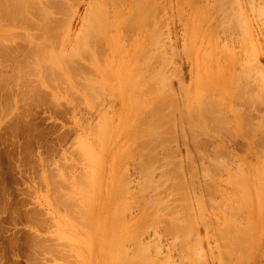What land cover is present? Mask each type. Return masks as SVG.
<instances>
[{"label": "rangeland", "instance_id": "obj_1", "mask_svg": "<svg viewBox=\"0 0 264 264\" xmlns=\"http://www.w3.org/2000/svg\"><path fill=\"white\" fill-rule=\"evenodd\" d=\"M31 1L0 0V264H127L142 247L154 264H264V0H156L158 30L140 0ZM93 5L117 45L72 50ZM205 90L221 122L183 116ZM112 217L119 234L99 236Z\"/></svg>", "mask_w": 264, "mask_h": 264}, {"label": "bare ground", "instance_id": "obj_2", "mask_svg": "<svg viewBox=\"0 0 264 264\" xmlns=\"http://www.w3.org/2000/svg\"><path fill=\"white\" fill-rule=\"evenodd\" d=\"M11 1H13V0H11ZM17 1H18V0H16V2H17ZM51 1H52V0H51ZM95 1H96V4H98V3H97L98 0H95ZM132 1H133V0H132ZM135 1H136V0H135ZM223 1H224V0H223ZM225 1H226V0H225ZM227 1H228V0H227ZM229 1H230V4H229L230 7H228V8H232V9H234L236 12H237V11H238V12H241V11H240V8H244V7H243V4H241V3L239 2V0H229ZM240 1L242 2V0H240ZM261 1H263V0H261ZM4 2H5V0H4ZM19 2H20V4H21V0H19ZM23 2H24V1H23ZM30 2H32V1L30 0ZM46 2H47V1H46ZM98 2H99V1H98ZM123 2H124V1H123ZM140 2H141L140 9H141V12H142V13H141V12H140V13L143 14L144 18L147 17V19H152V20H153V21H152V25L156 26L155 29L158 30V29H159V26H160L161 24H163V22H161V21L159 20V18L157 19V15H156V12L159 11V10H158V8L160 7V6H159V3H158V5H157V4H156V3H157L156 0H140ZM152 2H153L154 5H153V8L150 9V7H151L150 4H152ZM215 2L217 3V1H215ZM247 2L251 3L249 6H250V8H251V10H252V9H253V8H252V7H253V6H252V4H253V3H252V0H247L246 3H247ZM254 2H255V1H254ZM1 3H3V0H2ZM9 3H10V1L8 2V5H9ZM12 3H13V2H12ZM12 3H11V4H12ZM44 3H45V2H44ZM47 3H49V5H50V2H47ZM135 3H136V2H135ZM212 3H214V1H213ZM216 3H215V4H216ZM227 3H228V2H227ZM3 4H4V3H3ZM3 4H2V7L0 6L1 8H3V6H4ZM5 4H6V3H5ZM34 4L36 5V2H35ZM133 4H134V3H133ZM223 4H224V3H223ZM14 5H15V2H14ZM17 5H18V2H17ZM26 5H28V4H26ZM37 5H38V4H37ZM49 5H48V6H49ZM53 5H54V4H53ZM53 5H50V6H53ZM56 5L58 6V4H56ZM63 5H64V4H63ZM63 5H62V6H63ZM221 5H222V4H221ZM12 6H13V4H12ZM23 6H24V4L22 5V7H23ZM32 6H33V4L31 5V7H32ZM62 6L59 5V7H62ZM64 6H65V5H64ZM88 6H89V5H88ZM212 6H215V5H212ZM225 6H226V5H225ZM225 6H224V7H225ZM251 6H252V7H251ZM4 7H5V10H6V8H7L8 6H7V7L4 6ZM25 7H27V6H25ZM25 7H23V8L26 10ZM65 7H66V6H65ZM95 7H97V6H95ZM95 7H94V5H93L91 8H89V9H90V10H88L89 12L86 11V12H87V13H86V16L84 15L85 17H83V18H84V21H83V24H84V25L81 23V24L83 25V31L79 30L81 33L79 32V33H80L79 35H75V36H74V37H75V38H73L74 41H72V46H73L74 48H72V50H73V49H77V50H78V49H82L85 45H90V46H91V44H94V45L96 44V45H97V44H98V43H97V42H98L97 40H101V42H102V41H106V40H108V41L111 42L113 45H117V40H116L114 37L109 36L107 33H105V34L101 33V28L103 27V26H101V24H102L105 20H104L103 22H100V23H99V18L101 17L100 20L105 19V18H102V14H103L102 11H100L102 14H101L100 12L98 13V11H97V13H96V9H95ZM117 7H118V6H117ZM135 7H136V5H135ZM138 7H139V5H138ZM8 8H10V7H8ZM38 8H39V7H38ZM57 8H58V7H57ZM103 8H104V7H103ZM160 8H161V7H160ZM213 8H214V7H213ZM222 8H223V7H222ZM257 8L259 9V8H261V6H260V7H257ZM27 9L29 10L28 7H27ZM34 9H35V8H34ZM34 9H33V10H34ZM133 9H135V8H133ZM232 9H231V10H232ZM263 9H264V7H263L262 9H259L260 11L257 10V9H256V10L259 12V14H261L262 11H263ZM12 10L15 11V8H13ZM30 10H31V8H30ZM30 10L28 11L29 14H30V12L33 13V11H30ZM261 10H262V11H261ZM8 11H9V10H8ZM8 11H7V12H8ZM17 11H19V9H17L16 12H17ZM42 11H44V10H42ZM232 11H233V10H232ZM253 11H255V9H254ZM25 12H26V11H25ZM25 12H23V13H25ZM49 12H50V11H49ZM136 12H137V11H136ZM242 12H243V11H242ZM255 12H256V11H255ZM1 13H3V12H0V14H1ZM5 13H6V12H5ZM10 13H11V10H10ZM10 13H9V14H10ZM13 13H15V12H13ZM19 13L21 14V12H18V14H19ZM23 13H22V15L24 16ZM42 13H43V12H42ZM45 13L48 14V12L44 11V15H45ZM107 13H108V12H107ZM107 13H106V14H107ZM227 13H228V12H227ZM232 13H233V12H232ZM245 13H246V12H245ZM251 13H252V12H251ZM49 14H50V13H49ZM104 14H105V12H104ZM104 14H103V15H104ZM141 14H140V15H141ZM239 14H240V16H239V18H238L237 20L240 22V23H239V24H240V27H242V25H244V28L242 27V29H243V30L245 29V31H244V32L246 33L245 35L248 34L249 36L247 35V37H248L247 39H249V37L252 36V31H251V28H250L249 24L246 22L247 19H248V17L246 16L247 19L245 18V19H246V21H245L244 19H240V18H243V16L241 15L242 13H239ZM3 15H4V14H2V16H3ZM14 15H15V14H14ZM22 15H20V16H22ZM31 15H34V14H31ZM39 15H40V13H39ZM11 16H12V15H11ZM16 16H18V15H16ZM20 16H19V18H20ZM47 16H48V15H47ZM49 16H50V15H49ZM99 16H100V17H99ZM107 16H108V14H107ZM141 16H142V15H141ZM143 16H142V19H144ZM241 16H242V17H241ZM9 17H10V16H8V17L5 16L4 18H9ZM25 17H26V16H25ZM25 17H24V18H25ZM40 17H41V16H40ZM42 17H44V16L42 15ZM45 17H46V16H45ZM104 17H106V15H105ZM131 17H132V16H131ZM236 17H238V16H236ZM12 18H13V17H12ZM21 18H23V17H21ZM31 18H32V17L30 16V20H31ZM83 18H81V19L83 20ZM134 18H135V16H134ZM0 19H1V17H0ZM10 19H11V18H10ZM16 19H18V17H17ZM26 19H28V18H26ZM26 19H24V20H26ZM32 19H33V18H32ZM41 19H42V18H41ZM51 19H52V18H51ZM108 19H109V18H107V20H108ZM147 19H145V20H147ZM6 20H8V19H6ZM13 20H15V19H13ZM28 20H29V19H28ZM55 20H56V19H54V21H55ZM129 20H132V18H130ZM133 20H135V19H133ZM42 21H46V20H44V18H43ZM48 21H49V20H48ZM172 21H173V20H172ZM224 21H225V20H224ZM227 21H228V20H227ZM241 21H242V22L244 21V22L241 23ZM248 21H249V20H248ZM3 22H4V21H3ZM12 22H14V21H12ZM24 22H28V21H24ZM50 22H52V20H51ZM106 22H107V21H106ZM106 22H105V23H106ZM110 22H111V21H110ZM131 22H132V21H131ZM140 22L142 23V21H140ZM164 22H166V20H165ZM9 23H10V22H9ZM45 23H46V22H45ZM126 23H127V22H126ZM129 23H130V22H129ZM134 23H135V22H134ZM145 23H146V21H145ZM160 23H161V24H160ZM41 24L44 25V23H42V22H41ZM41 24H40V25H41ZM47 24H48V23H46V26L49 25V24H48V25H47ZM51 24H52V23H51ZM139 24H140V23H139ZM11 25H12V24H11ZM14 25H15V24L13 23L12 27H13ZM22 25H23V24H22ZM62 25H63V24H62ZM131 25H132V23H131ZM2 26H3V25H2ZM7 26H9V25L7 24ZM16 26H17V24H16ZM24 26H25V25H24ZM37 26H38V25H36V27H37ZM57 26H58V25H57ZM59 26H60V25H59ZM140 26H141V25H140ZM143 26H144V25H143ZM9 27H10V26H9ZM27 27H28V26H27ZM42 27H43V26H42ZM54 27H55V26H54ZM60 27H61V26H60ZM144 27H145V26H144ZM144 27H143V28H144ZM146 27H147V26H146ZM148 27H149V26H148ZM4 28H6V27H4ZM25 28H26V27H25ZM57 28H58V27H57ZM105 28H106V26L104 27V29H105ZM128 28H129V24H128ZM167 28H168V27H167ZM35 29H36V28H35ZM48 29H49V28H47V30H48ZM102 29H103V28H102ZM144 29H145V28H144ZM262 30H263V29H262ZM51 31H52V29H51ZM66 31H68V30H66ZM104 31H107V29H105ZM104 31H102V32H104ZM166 31H167V30H166ZM43 32H44V31H43ZM154 32H156V31H154V29H153V33H154ZM45 33H46V31H45ZM52 33H53V32H52ZM100 33L103 35V36H102L103 38L101 37V34H100ZM135 33H136V32H135ZM46 34H47V33H46ZM46 34H45V35H46ZM54 34H55V33H54ZM54 34H53V35H54ZM65 34H66V33H65ZM151 34H152V33H151ZM157 34H160V32H156V35H155V34H154V35H151V36H153V41H152V42L154 43V46H160V45H159V43H160V41H159L160 38L158 39L159 35H157ZM33 35H34V34H33ZM40 35H41V34H40ZM47 35L50 36V34H47ZM29 36H30V34H29ZM41 36H42V35H41ZM26 37H27V36H25L24 38L26 39ZM38 37H39V36H38ZM45 37H46V36H45ZM252 37H253V36H252ZM5 38H6V37H5ZM36 38H37V37H36ZM47 38H48V37H47ZM51 38H52V37H51ZM37 40H38V38H37ZM46 40H47V39H46ZM48 40H50V39L48 38ZM27 41H28V40H27ZM30 42L33 43V41H30ZM42 42H44V41L42 40ZM45 42L47 43V42H49V41H45ZM109 42H108V43H109ZM40 43H41V41H40ZM184 43H185V42H184ZM43 44H45V43H43ZM99 44H100V43H99ZM103 44H104V43H103ZM103 44H102V45H103ZM162 44H164V43H162ZM34 45H35V44H34ZM41 45H42V43L40 44V46H41ZM113 45H112V46H113ZM164 45H165V44H164ZM42 46L44 47V45H42ZM92 46H93V45H92ZM100 46H101V45H100ZM132 46H133V45H132ZM154 46H153V47H154ZM184 46H185V45H184ZM184 46H183V47H184ZM85 47H86V46H85ZM85 49H86V48H85ZM90 49H92V48H90ZM12 50H13V49H12ZM14 51H15V50H14ZM74 51H75L76 54H77V51H76V50H74ZM74 51H72V53H73ZM79 51H80V50H79ZM79 51H78V52H79ZM139 51H140V50H139ZM4 52H5V51H4ZM4 52H3V55H4ZM12 52H13V51H12ZM137 52H138V51H137ZM8 53H9V51H8ZM41 53H42V52H41ZM41 53H40V54H41ZM81 53H82V52H81ZM81 53H80V54H81ZM84 53H85V52H84ZM84 53H83V54H84ZM1 54H2V52H1ZM1 54H0V55H1ZM11 54H12V53H11ZM34 54H35V53H34ZM36 54H37V53H36ZM40 54L38 53V55H40ZM43 54H44V53H42V55H43ZM74 54H75V53H74ZM74 54H73V55H74ZM153 54H154V53H153ZM3 55H1V56L3 57ZM5 55H7V52H6ZM5 55H4V57H5ZM8 55H9V54H8ZM24 55H25V54H24ZM50 55H51V54H49V56H50ZM70 55H71V53H70ZM70 55H69V57H70ZM148 55H149V54H148ZM15 56H16V55H15ZM43 56H44V55H43ZM46 56H47V55H45L44 57H46ZM51 56H52V55H51ZM53 56H54V55H53ZM58 56H59V54H58ZM60 56H61V55H60ZM60 56H59V57H60ZM71 56H72V55H71ZM75 56H76V55H75ZM154 56H155V55H154ZM2 57H1V58H2ZM6 57H7V56H6ZM13 57H14V56H13ZM40 57H41V56H40ZM55 57H56V56H55ZM61 57H62V56H61ZM72 57H73V56H72ZM10 58H11V56H10ZM10 58H9V59H10ZM46 58H47V57H46ZM51 58H52V57H51ZM53 58H54V57H53ZM63 58H64V57H63ZM65 58H66V57H65ZM70 58H71V57H70ZM2 59H3V58H2ZM39 59H40V58H37L36 60L39 61ZM42 59H43V57H41V60H40V61H44V60H45V59H44V60H42ZM54 59H55V58H54ZM46 60H47V59H46ZM48 60H53V59H48ZM56 60H57V58H56ZM58 60H59V59H58ZM54 61H55V60H53V62H54ZM59 61H60V60H59ZM59 61H58V62H59ZM145 61H146V60H145ZM150 61H151V60H150ZM44 62H45V61H44ZM49 62H50V61H49ZM56 62H57V61H56ZM61 62H62V61H61ZM61 62H60V64H61ZM63 62H64V61H63ZM151 62H152V61H151ZM161 62H162V61H161ZM34 63L37 64V62H35V61H34ZM40 63H41V62H40ZM40 63H39V64H40ZM46 63H47V62H46ZM43 64H44V63H43ZM43 64L40 65V67L43 66ZM56 64H57V63H56ZM60 64H59V67L62 68V66H60ZM65 64H66L67 66H63V67H65V68L67 67V68L69 69V68H71V66L74 65V60H73V64H72L71 66H70L71 63H70V64L68 63L69 66H68L67 63H65ZM61 65H64V64L62 63ZM36 66H38V64H37ZM34 67H35V66H34ZM34 67H32V68L34 69ZM47 67H48V65H47ZM73 67H74V66H73ZM249 67H250V66H249ZM32 68H31V69H32ZM35 69H36V67H35ZM50 69H51V68H50ZM71 69H72V68H71ZM74 69H75V67H74L72 70L74 71ZM245 69H246V68H245ZM28 70H30V69H28ZM69 70H70V69H69ZM73 71H72V72H73ZM75 71H77V70H75ZM243 71H244V70H243ZM252 71H253V69H252ZM249 72H250V71H249ZM242 73H243V72H241V74H242ZM229 74H230V73H229ZM200 75H201V74H200ZM237 76H238V75H237ZM239 77H240V76H239ZM156 78H157V77H156ZM167 78H168V77H167ZM199 78H200V77H199ZM158 79H160V78H158ZM162 79H163V78H162ZM162 79H161V80H162ZM189 79H190V78H189ZM228 79H229V77H228ZM166 80H167V79H166ZM166 80H165V81H166ZM198 80H199V79H198ZM198 80H197V81H198ZM207 80H208V79H207ZM210 80H211V79H210ZM210 80H209V81H210ZM213 80H215V79H213ZM213 80H212V81H213ZM224 80H225V79H224ZM243 80H244V79H243ZM157 81H158V80H157ZM159 81H160V80H159ZM159 81H158V84H159ZM163 81H164V80H163ZM169 81H170V80H169ZM169 81H168V82H169ZM199 81H200V80H199ZM216 81H217V80H216ZM216 81H215V82H216ZM225 81H226V80H225ZM235 81H236V80H235ZM200 82H202V80H201ZM218 82H219V81H218ZM221 82H222V81H221ZM261 82H262V80H261ZM151 83H152V82H151ZM160 83H161V81H160ZM197 83H198V82H197ZM205 83H206V82H205ZM210 83H211V82H210ZM213 83H214V82H213ZM257 83H258V82H257ZM155 84H156V83H155ZM260 84H261V83H260ZM168 85H169V84H168ZM202 85L204 86V83H202L201 86H202ZM212 85H213V84H212ZM214 85H215V83H214ZM216 85H217V84H216ZM216 85H215V86H216ZM220 85H221V84H220ZM232 85H235V84H232ZM159 86H160V84H159ZM184 86H185V85H184ZM184 86H183V88H184ZM201 86H200V87H201ZM203 86H202V87H203ZM206 86H207V85H206ZM217 86H219V85H217ZM217 86H216V87H217ZM163 87L165 88V85H164ZM163 87H162V88H163ZM166 87H168V86L166 85ZM169 87H170V86H169ZM200 87H199V88H200ZM209 87H210V86H209ZM221 87H222V86H221ZM236 87H237V85H236ZM205 88H206V87H205ZM226 88H227V87H226ZM231 88H232V87H231ZM237 88H238V87H237ZM203 89H204V88H203ZM207 89H209V88H207ZM220 89H221V88H220ZM227 89H228V88H227ZM233 89H234V88H233ZM150 90H151V89H150ZM152 90H153V89H152ZM163 90L165 91V89H163ZM168 90H169V89H168ZM170 90H171V89H170ZM210 90H211V88H210ZM221 90H222V89H221ZM261 90H262V89H261ZM164 91H163V92H164ZM166 91H167V89H166ZM182 91H183V90H182ZM182 91H181V92H182ZM211 91L213 92V90H211ZM211 91H210V92H211ZM236 91H237V90H236ZM238 91H239V90H238ZM153 92H154V91H153ZM153 92H152V93H153ZM161 92H162V91H161ZM205 92H207V94H206ZM210 92H209V95H208V90H207V91H206V90L204 91V93H205L206 95L210 96V98H208L204 93H201V95L204 94V95L206 96L207 99H204L205 97L202 99L201 96H200L199 99H198V98L196 99V102H195V100H194L195 103L192 101V102H193V105L191 104V106H190V98H189V94H185V91H184V94H185V95L183 94V95H184V98L181 99V100L184 101V105H185V112H184V111L182 112V113H183V116L186 115V114H188V113H189L190 111H192V110L197 111V112H198L197 114H198L199 117H201V118H202V117H203V118H206V117L213 116L212 114H214V112H215V113H216V112L218 113V111L220 110V109H219L220 107L218 106V105H219V101H217V98L213 97V94L211 95ZM228 92H229V91H228ZM249 92H250V91H249ZM158 93H159V92H158ZM170 93H172V92H169V94H170ZM226 93H227V92H226ZM226 93H225V95H226ZM153 94H154V93H153ZM156 94H157V92H156ZM162 94H163V93H162ZM169 94H166V99H164V102H165V103L162 102L163 99H161V103H160V104H162V103H164V104H168V103H169L168 105H170V103H171V105H172L171 107H172V108H173V105H174L175 107L178 106L179 103L181 102V100L177 98L179 95H177V97H175V96L173 97L172 94H170V97H169V96H167V95H169ZM173 94H174V93H173ZM219 94H220V93H219ZM221 94H222V93H221ZM238 94L240 95V92H239ZM151 95H152V94H151ZM159 95H160V94H159ZM164 95H165V94H163V96H164ZM174 95H175V94H174ZM231 95H232V94H231ZM236 95H237V94H235V96H236ZM250 95H251V94H250ZM157 96H158V95H157ZM163 96H160V97L162 98ZM198 96H199V95H198ZM198 96H197V97H198ZM211 96H212V97H211ZM217 96H218V95H217ZM227 96H228V95H227ZM235 96H234V97H235ZM158 97H159V96H158ZM164 97H165V96H164ZM195 97H196V96H195ZM202 97H203V95H202ZM236 97H237V96H236ZM238 97H240V96H238ZM155 98H156V96H155ZM176 98H177V99H176ZM243 98H244V97H243ZM193 99H194V97L192 98V100H193ZM256 99H257V98H256ZM158 100H160V98H159ZM178 100H180V102H179ZM240 100H241V98H240ZM254 100H255V99H254ZM158 102H159V101H158ZM155 103H156V99H155ZM135 104H136V103H135ZM158 104H159V103H158ZM160 104H159V105H160ZM164 104H163V105H164ZM146 105H147V104H146ZM155 105H157V104H155ZM181 105H182V104H181ZM224 105H225V104H224ZM135 106H136V105H135ZM135 106H134V107H135ZM151 106H152V104H151ZM151 106H150V107H151ZM160 106H161V105H160ZM189 106H190V108H189ZM137 107H138V106H137ZM161 107H162V110L165 109V106H164V108H163V106H161ZM166 107H167V105H166ZM175 107H174V109H175ZM153 108H154V107H153ZM153 108H151V109H153ZM156 108H157V106H156ZM158 108H159V107H158ZM180 108H181V107H180ZM217 108H218L219 110H218ZM139 109H140V108H139ZM139 109H138V111H139ZM141 109H142V108H141ZM151 109H150V110H151ZM176 109H178V107H176ZM216 109H217V111H216ZM221 109H222V108H221ZM142 110H143V109H142ZM142 110H141V111H142ZM150 110L148 109V110H147V111H148L147 113H149ZM153 110H154V109H153ZM153 110H152V111H153ZM169 110H172V109H169ZM179 110H180V109H179ZM143 111H144V110H143ZM145 111H146V110H145ZM155 111H157V109H155ZM167 111H168V110H167ZM159 112H160V110H159ZM161 112H162V111H161ZM163 112H164V111H163ZM172 112H173V111H172ZM178 112H179V111H178ZM219 112H220V111H219ZM245 112H246V111H245ZM245 112H244V113H245ZM143 113H144V112H143ZM147 113H146V114H147ZM157 113H158V112H157ZM157 113H155V114H157ZM164 113H168V112H164ZM169 113H170V111H169ZM173 113H174V112H173ZM191 113H192V112H191ZM194 113H195V112H194ZM217 113H216V114H217ZM222 113H223V112H222ZM224 113H225V112H224ZM242 113H243V112H242ZM146 114H145V116H146ZM150 114H151V112H150ZM150 114H149V116H154V115H153L154 113H152V115H150ZM161 114H163V113H161ZM171 114H172V113H171ZM171 114H170V115H171ZM177 114H178V113H177ZM189 114H190V113H189ZM209 114H210V116H209ZM157 115H160V114H157ZM157 115H156V117H154L155 119L158 118ZM165 115H166V114H165ZM200 115H201V116H200ZM149 116H147V117H149ZM163 116H164V115H163ZM163 116H162V118H163ZM171 116H173V115H171ZM178 116H179V115H178ZM180 116H181V115H180ZM196 116H197V115H196ZM216 116H217V115H216ZM216 116H215V114H214L213 118H215ZM140 117H143V116H140ZM192 117H194V116H192ZM199 117H198V119H199ZM218 117H220V116H218ZM218 117H217V118H218ZM166 118H167V117H166ZM171 118H173V117H171ZM174 118H175V117H174ZM178 118L180 119V117H178ZM210 118H211V117H210ZM210 118H209V120H211ZM148 119H149V118H148ZM148 119H147V120H148ZM160 119H161V117H160ZM160 119H159V120H160ZM179 119H178V121H179ZM186 119H187V118H186ZM191 119H192V118H191ZM206 119H207V118H206ZM215 119H216V118H215ZM143 120H144V118H143ZM159 120L157 119V121H159ZM163 120H164V121H163ZM163 120H162L163 122L166 121V119H163ZM216 120H219V121H220L219 118L216 119ZM139 121H140V120H138V122H139ZM153 121H154V120H153ZM153 121H151V122L153 123ZM172 121H173V120H172ZM174 121H175V120H174ZM180 121H181V120H180ZM221 121H222V119H221ZM221 121H220V122H221ZM223 121H225V120H223ZM244 121H245V120H244ZM143 122H144V121H143ZM143 122H142V123H143ZM146 122H148V121H146ZM149 122H150V121H149ZM149 122H148V123H149ZM176 122H177V121H176ZM142 123H141V124H142ZM178 123H180V122H178ZM181 123H183V122L181 121ZM181 123H180V125H181ZM193 123H194V122H193ZM210 123H211V122H210ZM141 124H140L139 126L142 127ZM143 124H145V123H143ZM146 124H147V123H146ZM149 124H150V123H149ZM158 124H159V122H158ZM160 124L162 125L161 122H160ZM160 124H159V125H160ZM165 124H166V123H165ZM165 124H164V125H165ZM175 124H176V123H175ZM175 124H174V125H175ZM137 125H138V124H137ZM153 125H154V124H153ZM159 125H158V126H159ZM161 125H160V126H161ZM177 125H178V124H177ZM149 126H151V125H149ZM149 126H148V127H149ZM154 126H155V125H154ZM154 126L152 127V129L154 128ZM175 126H176V125H175ZM137 127H138V126H137ZM141 127H140V128H141ZM144 127H145V126H144ZM163 127H164V126H163ZM163 127H161V129H163ZM165 127H166V125H165ZM169 127H170V126H169ZM180 127H181V126H180ZM192 127H194V126H192ZM192 127H191V129H193ZM195 127H196V126H195ZM201 127H203V126H201ZM204 127H205V126H204ZM245 127H246V126H245ZM248 128H249V127H248ZM132 129H133V128H132ZM132 129H131V130H132ZM137 129H138V128H137ZM141 129H143V128H141ZM145 129H147V127H146ZM150 129H151V128H150ZM152 129H151V130H152ZM165 129H166V128H165ZM194 129H195V128H194ZM194 129H193V130H194ZM245 129H246V128H245ZM148 130H149V129H148ZM154 130H157V129H154ZM170 130H171V129H170ZM183 130H184V129H183ZM189 130H190V129H189ZM193 130H191V131H193ZM211 130H213V129H211ZM214 130H215V129H214ZM164 131H165V130H164ZM173 131H174V130H173ZM191 131H190V132H191ZM194 131H195V130H194ZM194 131H193V133H194ZM197 131H198V130H197ZM215 131H216V130H215ZM221 131H222V129H221ZM140 132H141V131H140ZM156 132H157V131H156ZM158 132L160 133V132H162V130H159ZM216 132H217V131H216ZM258 132H259V131H258ZM145 133H146V132H145ZM151 133H152V132H151ZM241 133H242V132H241ZM160 134H161V133H160ZM162 134H163V132H162ZM166 134H167V133H166ZM195 134H196V133H195ZM198 134H199V133H198ZM218 134H219V130H218ZM225 134H226V133H225ZM149 135H150V133H149ZM168 135H169V134H168ZM192 135H193V134H192ZM192 135H191V137H192ZM199 135H200V134H199ZM199 135H198V136H199ZM201 135H203V134H201ZM235 135L238 136L239 138L241 137V139H242V136H241L240 134L236 133ZM144 136H146V135H144ZM150 136H151V135H150ZM150 136H148V137H150ZM164 136H166V135L164 134ZM194 136H195V135H194ZM196 136H197V135H196ZM222 136H223V135H222ZM158 137H161V136L157 135V138H158ZM168 137H169V136H168ZM219 137H220V136H219ZM145 138H146V137H145ZM157 138H156V139H157ZM171 138H173V136H172ZM171 138H170V139H171ZM143 140H145V139H143ZM143 140L141 141V144H142V142H144ZM146 140H147V139H146ZM150 140H151V139H150ZM152 140H155V138L153 137ZM152 140H151V141H152ZM159 140H160V139H159ZM164 140H165V139H164ZM193 140H195V139L193 138ZM196 141H197V140H196ZM146 142H147V141H146ZM152 142H153V141H152ZM163 142H164V141H163ZM191 142H192V141H191ZM148 143H149V148H151V147H150L151 142L148 141ZM161 143H162V142H161ZM164 143H165V142H164ZM197 143H198V142H197ZM200 143H201V142H200ZM139 144H140V142H139ZM143 144H144V143H143ZM143 144H142V145H143ZM193 144H196V142H194ZM224 144H225V143H224ZM137 145H138V144H137ZM145 145H146V144H145ZM147 145H148V144H147ZM199 145H200V144H199ZM152 146H153V145H152ZM138 147H139V145H138ZM143 147H145V146H143ZM196 147H197V146H196ZM196 147H195V148H196ZM199 147H200V146H199ZM216 147H217V146H216ZM226 147H227V146H226ZM139 148L141 149V147H139ZM139 148H138V149H139ZM147 148H148V147H147ZM197 148H198V147H197ZM151 149H152V148H151ZM214 149H215V148H214ZM230 149H231V148H230ZM142 150H144V149H142ZM142 150H140V151H142ZM148 150H149V149H148ZM219 150H220V149H219ZM221 150H222V149H221ZM221 150H220V151H221ZM217 151H218V150H217ZM222 151H223V150H222ZM146 152H147V151H146ZM150 152H151V151H150ZM150 152H149V153H150ZM200 152H201V151H200ZM218 152H219V151H218ZM218 152H215V153H218ZM168 153H169V152H168ZM212 153H213V152H212ZM219 154H220V153H219ZM142 155H144V154H142ZM169 155H170V154H169ZM188 155H189V154H188ZM217 155H218V154H217ZM259 155H260V154H259ZM145 156H146V155H145ZM189 156H190V155H189ZM150 157H151V155H150ZM216 157H217V156H216ZM218 157H219V156H218ZM147 158H149V157L146 156V160H147ZM212 158H213V157H212ZM149 159H150V158H149ZM151 159H152V158H151ZM189 159H190V158H189ZM144 161H145V160H144ZM146 162H147V161H146ZM188 162H189V161H188ZM143 163H145V162H143ZM213 164H214V163H213ZM141 165H142V164H141ZM143 165H144V164H143ZM143 165H142V166H143ZM214 165H215V164H214ZM217 165H218V164H217ZM189 166H190V165H189ZM218 166H219V165H218ZM147 167H148V166H147ZM147 167H146V168H147ZM216 167H217V166H216ZM144 168H145V166H144ZM212 168H213V167H212ZM147 169H148V168H147ZM147 169H146V170H147ZM143 170H144V169H143ZM213 170H214V168H213ZM211 171H212V170H211ZM192 173H193V172H192ZM210 173H211V172H210ZM195 175H196V173H195ZM208 175H209V174H208ZM243 176H244V175H243ZM238 177H239V174H238ZM192 178H193V177H192ZM242 179H243V178H242ZM242 179H241V180H242ZM246 180H247V179H246ZM239 181H240V180H239ZM191 183H192V182H191ZM210 184H211V183H210ZM238 184H239V183H238ZM244 184H245V183H244ZM179 185H180V184H179ZM192 185H194V182H193ZM197 186H198V185H197ZM200 188H201V187H200ZM200 191H201V190H200ZM244 191H245V190H244ZM200 193H201V192H200ZM197 195H198V194H197ZM244 195H245V194H244ZM192 197H193V196H192ZM194 198H195V197H194ZM201 199H202V198H201ZM197 200H198V199H197ZM195 201H196V200H195ZM203 201H204V200H203ZM199 203H200V202H199ZM197 205H198V204H197ZM201 209H202V208H201ZM198 210H199V209H198ZM117 211H118V210H117ZM200 211H201V210H200ZM114 213H115V212H114ZM117 213H118V212H117ZM203 213H204V212H203ZM117 215H118V214H117ZM200 216H201V214H200ZM112 218H113V217H112ZM115 218H116V217H115ZM186 219H187V218H186ZM116 220H117V219H116ZM116 220H115L114 218H113V220L110 219V221H109V219H107L108 224H106L104 228L98 230V232H99V236L101 235V236L105 237L106 239H107V238H110V237H115V236H117V235L119 234V233H118V229H119L120 227H119V226L117 227L118 224L116 223ZM194 221H195V220H194ZM114 222H115V224H113ZM249 222H250V221H249ZM195 223H196V222H195ZM247 225H248V224H247ZM171 226H172V224H171ZM171 226H170V227H171ZM174 226H175V225H174ZM176 226H179V225L176 224ZM176 226H175V228H177ZM239 227H240V226H239ZM175 228H172V229H175ZM180 228H181V227H180ZM248 228H249V227H248ZM119 230H120V229H119ZM188 230H189V229H188ZM225 230H226V229H225ZM168 231H169V230H168ZM174 231H176V230H174ZM178 231H180V230L178 229ZM246 231H247V230H246ZM120 232H121V231H120ZM243 232H244V231H243ZM183 233H184V232H183ZM241 233H242V232H241ZM187 234H188V233H187ZM185 235H186V234H185ZM227 235H228V234H227ZM129 236H130V235H129ZM230 236H231V235H230ZM230 236H228V237H230ZM242 236H243V235H242ZM103 237H102V238H103ZM120 237H121V236H120ZM120 237H119V238H120ZM127 237H128V236H127ZM232 237H233V236H232ZM119 238H118V239H119ZM225 238H226V237H225ZM234 238H235V237H234ZM240 238H241V237H240ZM237 239H238V238H237ZM241 239H242V238H241ZM116 240H117V239H116ZM119 240H120V239H119ZM230 240H232V239H230ZM234 241H235V240H234ZM236 241H237V240H236ZM236 241H235V243H236ZM243 241H244V240H243ZM38 242H39V241H38ZM232 242H233V241H232ZM248 242H249V241H248ZM115 243H116V242H115ZM136 243H137V242H136ZM235 243H234V244L231 243V244L235 245ZM237 243H238V242H237ZM239 243H240V242H239ZM245 243H246V241H244V244H245ZM240 244H241V243H240ZM240 244H238V245L240 246ZM41 245H42V244H41ZM117 245H120V242H119ZM229 245H230V244H229ZM238 245H236L235 247H237ZM43 246H44V245H43ZM145 246H146V245H145ZM117 247H119V246H117ZM235 247H234V248H235ZM250 247H251V246H250ZM40 248H41V247H40ZM119 248H120V247H119ZM241 248H244V247H243V244H242ZM246 248H247V247H246ZM136 249H137V248H136ZM139 249H140V250L137 252V259L135 260V259H132V258H131V260H130V259H129L130 257H129V258H128L129 260H128V263H127V264H154V263H156V261H154V260H156V259L153 260V261H154V263H153L152 260H150V256L148 257V254H147V255L145 254V253H147V251H146L147 249L145 250L143 247H142V248H139ZM237 250H238V249H237ZM246 250H247V249H246ZM144 251H146V252H144ZM238 251H239V250H238ZM248 251H249V250H248ZM239 252H241V250H240ZM242 252H244V249H243ZM246 252H247V251H246ZM248 253H249V252H248ZM235 254H236V253H235ZM246 256H247V255H246ZM147 257L149 258V260H148ZM195 257H196V256H195ZM152 258H153V257H152ZM224 258H225V257H224ZM114 264H115V263H114Z\"/></svg>", "mask_w": 264, "mask_h": 264}]
</instances>
